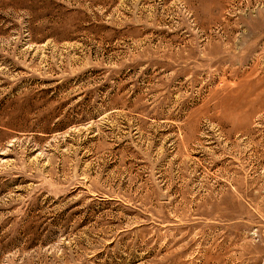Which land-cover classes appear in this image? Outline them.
I'll list each match as a JSON object with an SVG mask.
<instances>
[{
    "label": "rangeland",
    "instance_id": "obj_1",
    "mask_svg": "<svg viewBox=\"0 0 264 264\" xmlns=\"http://www.w3.org/2000/svg\"><path fill=\"white\" fill-rule=\"evenodd\" d=\"M0 264H264V0H0Z\"/></svg>",
    "mask_w": 264,
    "mask_h": 264
}]
</instances>
